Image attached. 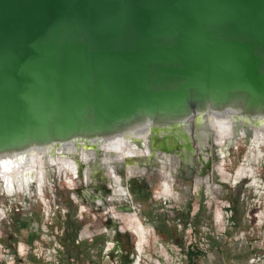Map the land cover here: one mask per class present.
I'll use <instances>...</instances> for the list:
<instances>
[{
    "label": "water",
    "instance_id": "95a60500",
    "mask_svg": "<svg viewBox=\"0 0 264 264\" xmlns=\"http://www.w3.org/2000/svg\"><path fill=\"white\" fill-rule=\"evenodd\" d=\"M231 106L264 118V0H0L2 156Z\"/></svg>",
    "mask_w": 264,
    "mask_h": 264
},
{
    "label": "rangeland",
    "instance_id": "374dc122",
    "mask_svg": "<svg viewBox=\"0 0 264 264\" xmlns=\"http://www.w3.org/2000/svg\"><path fill=\"white\" fill-rule=\"evenodd\" d=\"M236 123L230 146L207 142L208 160L195 136L184 149L172 147L180 156L167 164L173 194L165 192L160 162L171 132H152L153 156L113 163L126 195L98 158L88 179L86 163L77 176L36 173L22 187L14 176L0 177V264H188L186 253L196 249L203 253L194 259L199 264H264V140L255 137L257 122ZM11 166L4 163L3 173ZM111 205L135 213L151 231L143 252L133 231L106 209Z\"/></svg>",
    "mask_w": 264,
    "mask_h": 264
},
{
    "label": "bare ground",
    "instance_id": "6f19581e",
    "mask_svg": "<svg viewBox=\"0 0 264 264\" xmlns=\"http://www.w3.org/2000/svg\"><path fill=\"white\" fill-rule=\"evenodd\" d=\"M235 116L238 118L237 120L240 121V124L251 122L252 120L249 116L240 113V106H231L228 107L226 111L221 112L209 110V113L206 115L197 111L192 121L186 120V122L183 121L165 128L160 127L158 132L153 128L152 132H156L159 136H161V132L167 135L171 132L170 135L165 138V149L167 151L160 153L162 158L160 162H162V167L164 169V171H161V175L163 177L166 193L170 192L173 194L172 190L174 185V178L171 176V172H173L174 169L170 166L169 171H167V164H176L175 162H177L179 159L178 157H180L178 152V154H171L169 152L172 147H176L178 150L184 149L190 142L192 143L190 140L195 136V143L196 138L198 141V146L196 148L199 154H201V158L208 160L212 145L215 144L220 148H226L233 143L238 128L236 119H234ZM256 121L259 129L255 131V137L258 140H264V118L258 117ZM147 124L146 121L139 122L125 129L122 133L105 134L100 140L95 137L84 135L72 138L66 142L42 145L40 147L31 145L21 150L8 152L4 156L0 154V177L2 180H8V176H14L18 179L19 186L22 187L28 180L34 178L36 173L42 176L43 174H48L52 170H58L77 176L80 166L86 163L87 167L84 168V174L85 178L88 179L91 173L90 170L93 169L89 163L98 162V158V165H102L108 170L111 178L116 182L117 190L123 195H126V188L122 185V182L119 181V175L116 174L115 165L113 163H120L125 159L132 161L133 158L150 157L153 154L149 131L145 133ZM210 139H213L212 145L207 143ZM137 141L144 143V146H140V144L136 145ZM193 152L196 151L194 150ZM10 160L12 165L10 169L11 172L6 175L2 171V166ZM108 161L112 163L108 164ZM220 166L221 164H219V166H214V169L220 170ZM129 167L128 172L130 176H134L136 173L133 172L131 166ZM241 171L242 170H239L238 174H242ZM100 201L101 200H98L99 205H101ZM106 209L110 211L113 216L119 215L121 221H123L125 225L124 227L139 234L138 237L140 241L138 240V249L140 252H143L151 236V231L144 226L139 220L140 218L133 212L131 214H124L122 210L116 208L114 205ZM135 264H139V262Z\"/></svg>",
    "mask_w": 264,
    "mask_h": 264
},
{
    "label": "trees",
    "instance_id": "16d2710c",
    "mask_svg": "<svg viewBox=\"0 0 264 264\" xmlns=\"http://www.w3.org/2000/svg\"><path fill=\"white\" fill-rule=\"evenodd\" d=\"M188 257V264H199L197 261L195 262V257L198 258L203 255L202 251L199 249H196L194 251H188L187 253Z\"/></svg>",
    "mask_w": 264,
    "mask_h": 264
},
{
    "label": "flooded vegetation",
    "instance_id": "af4514ba",
    "mask_svg": "<svg viewBox=\"0 0 264 264\" xmlns=\"http://www.w3.org/2000/svg\"><path fill=\"white\" fill-rule=\"evenodd\" d=\"M138 145H139V144H138ZM140 146H141V145H140ZM81 166H82V165H81ZM81 166H80V167H81ZM131 231H132V230H131ZM133 233H134V234H135V236L137 237V240H139V237H138V236H139V234H138L137 232H135V231H133ZM139 241H140V240H139ZM139 241H137V250H139V249H138V244H139Z\"/></svg>",
    "mask_w": 264,
    "mask_h": 264
}]
</instances>
